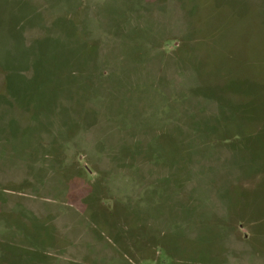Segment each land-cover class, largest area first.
I'll use <instances>...</instances> for the list:
<instances>
[{
    "label": "rangeland",
    "instance_id": "rangeland-1",
    "mask_svg": "<svg viewBox=\"0 0 264 264\" xmlns=\"http://www.w3.org/2000/svg\"><path fill=\"white\" fill-rule=\"evenodd\" d=\"M0 264H264V0H0Z\"/></svg>",
    "mask_w": 264,
    "mask_h": 264
}]
</instances>
